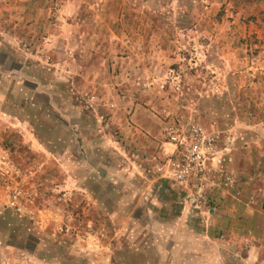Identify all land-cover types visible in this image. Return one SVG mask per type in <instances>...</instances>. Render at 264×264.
<instances>
[{"label":"rangeland","instance_id":"rangeland-1","mask_svg":"<svg viewBox=\"0 0 264 264\" xmlns=\"http://www.w3.org/2000/svg\"><path fill=\"white\" fill-rule=\"evenodd\" d=\"M102 2L74 1L67 23L77 21L84 4L93 22ZM67 5L0 0V166L26 194L22 212L0 207V264H251L250 238L232 237L253 236L258 225L237 216V205L231 214L228 205L187 214L174 189L159 192L141 153H122L118 121L109 119L113 105L103 97L109 98L110 82L117 85L114 75L119 99L130 86L140 104L147 92L161 94L166 102L153 112L162 136L166 123L191 121L215 131L227 151L234 130L264 122V0H127L135 24L164 23L160 49L147 42L153 30L118 36L115 22L103 40L89 31L68 38ZM249 25L259 32L247 33ZM224 45L236 61L223 62ZM87 51L128 63L124 70L117 63L103 67L102 97V85L87 82L90 75L85 81V65H78ZM213 99L229 101V110L209 107ZM263 129L264 123L247 131ZM231 174L233 185L222 191L237 199L239 181ZM258 203L264 207L263 198Z\"/></svg>","mask_w":264,"mask_h":264},{"label":"crops","instance_id":"crops-1","mask_svg":"<svg viewBox=\"0 0 264 264\" xmlns=\"http://www.w3.org/2000/svg\"><path fill=\"white\" fill-rule=\"evenodd\" d=\"M74 1L76 0H65V3L69 4V6L67 5L63 8V14H65V16L63 17L62 21L65 23L68 22L66 15H70V10H73L74 8ZM126 3L127 0H103L102 4H100L99 13L96 15L97 17H95L93 22H90L92 19L89 21L88 17L86 16V13L90 12V5H79L81 6V9L78 10L77 21L75 20L76 22L73 23L72 19H69V21L72 23H67V26L63 27V33L67 34L69 38V33L73 31L81 33L89 31L91 35L93 34V38H101L103 40L104 36L112 34L111 30L113 24L116 23L114 25V28L118 32V36H121L122 33H130L134 31L135 33H138V31H141L140 29L147 33L150 30H153L155 33L151 35L152 37H148V44H154L153 47H157L158 49L166 45V31L163 27L164 23L161 25L154 24L152 26L153 28L141 26V24H135V20H132L129 16L131 14V11L125 6ZM219 28L223 30L224 27L220 26ZM248 28L253 29V31L248 30L247 33L259 32L260 30V28H256V25H254V27H251L249 25ZM235 30L239 33L244 32V28L241 26H238ZM228 40L229 39L225 40V42L229 43ZM139 42L143 43L142 35H140ZM216 42H218V39L213 38L212 43L217 44ZM95 45H97L96 47L98 48L101 45V42H97ZM223 47L226 49V54L224 53L221 57L224 60L223 62L225 64H228L236 61L237 58L230 57L227 53V49L230 48L229 45H224ZM94 52L96 51L94 50ZM87 53H89V56H84L85 61H80L78 65H80V67L81 65L83 66V64L85 65L84 68L81 67L83 69L85 81H87L88 75H90V80L87 82H94L96 84L99 83L102 85L101 90L99 91V95H101V97L103 89H107L106 86L110 85L109 87H111V89L109 91V98H107L104 94L103 99H105L108 104L113 105V108L109 109V119L112 118L111 122L113 124H115L114 121L116 119V121H118V125L115 124V126L117 127V132L121 136L118 143L120 145L119 147L122 150V153L129 154L135 152L133 154H138V152H140L142 155L140 159L143 160L142 163H144L145 167H147L148 163L146 162V158L150 154L156 153L159 156H164L171 148L170 145L165 142L163 136L160 134V120L154 114V112L158 110L166 101L160 98L161 94L158 98L155 97V95L147 92L144 94L147 96L145 101L141 104L137 103L134 101V93H132L134 89L131 86L126 87L125 98L122 94L121 99H119V94L117 92L119 89L117 83V75L110 76L111 78H113V83L117 85L112 86L111 82L107 85V80L105 79L107 77L103 73V67H107L108 63H110V66H116L117 63L120 65L122 70H124L127 69L128 63L123 61L122 59H116L114 62H112L111 60L108 61L107 59L98 57L95 54V57H92V54L88 51ZM213 62L215 63V61ZM64 74L67 77L69 76V74L66 72ZM118 77L121 78L120 73ZM98 79L100 81H97ZM125 79L127 83L131 85L133 84L131 76ZM149 90L151 89H148V91ZM156 92L158 93V91ZM156 92L155 94H157ZM228 104L229 101L226 103H217V100L213 99L210 100L208 105L209 107L222 111L229 110ZM231 108L233 107H230V109ZM263 123V121L256 120L251 125L243 126L242 128L244 130H234L233 143L230 144L227 148L226 167L230 172H233V174L239 181V197L237 199H232L233 192H224L211 189L209 193L213 202L211 204V207H204L207 211L211 209L212 211H214L215 208L217 209L219 207H225L226 205H228L231 207V209H228L230 211L237 205L239 208V211H236L235 213L237 214V216L239 215L240 217H243L245 223L250 226L254 224L258 225L259 232L254 233L253 236H249L250 234L236 235L233 232L232 237L236 238L237 241L244 238H250L251 241L249 243L251 246L249 249L248 260L251 261V264H259V259L261 257H264V229L261 226L262 224H264V207H262V204L258 203L259 198H263L264 200V134H262L264 133V129L260 132L254 131V133L248 132L247 130L251 128H260ZM223 126L225 128L233 127V125H228L226 123H224ZM152 180V182H155V184L159 185V192H162L164 186L166 185L174 189L177 193V196L183 199L187 214L193 213L198 209L188 205V203L184 201L182 191L178 189L169 178L155 176V178H153ZM249 196H253L254 200L256 199V203L252 206H248L249 204L246 203V199ZM259 207H261L262 209H260ZM228 214H231V211ZM233 215L230 216L233 217ZM232 238L229 240H232ZM253 240L258 241L256 243L253 242Z\"/></svg>","mask_w":264,"mask_h":264},{"label":"built area","instance_id":"built-area-1","mask_svg":"<svg viewBox=\"0 0 264 264\" xmlns=\"http://www.w3.org/2000/svg\"><path fill=\"white\" fill-rule=\"evenodd\" d=\"M162 134L171 148L164 156L150 154L146 158L147 169L155 176L169 178L182 191L188 205L211 207L209 191L227 190L234 182L226 167V147L218 146L217 133L191 121H175L166 123ZM7 175L6 167L0 166V207L22 212L26 194L14 180H7Z\"/></svg>","mask_w":264,"mask_h":264}]
</instances>
